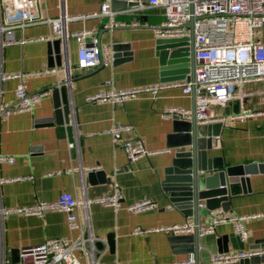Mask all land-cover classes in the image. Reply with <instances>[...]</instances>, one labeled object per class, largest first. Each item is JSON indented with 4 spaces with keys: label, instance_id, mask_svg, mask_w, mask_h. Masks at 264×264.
I'll list each match as a JSON object with an SVG mask.
<instances>
[{
    "label": "crops",
    "instance_id": "obj_1",
    "mask_svg": "<svg viewBox=\"0 0 264 264\" xmlns=\"http://www.w3.org/2000/svg\"><path fill=\"white\" fill-rule=\"evenodd\" d=\"M147 1L116 0L132 6L113 8L111 0H33L38 21L64 15L97 14L103 3H109L116 12L114 22L123 26L105 28L109 23L106 17L66 24L68 34L92 30L100 44L112 52L110 67L85 73L76 69L78 46L74 38L55 39L61 41L63 65L53 68L57 73H49L50 45L39 40L49 36V26L36 24L14 31L16 39L31 41L5 48L0 71L29 74L22 80L29 92L50 90V94L31 112L0 120V156L15 158L13 164H0V178H26L0 186L1 203L7 208L24 207L53 202L60 194L70 193L82 204L87 199L109 196L117 189L121 195L118 210L98 204L90 205L87 210L81 205L77 210L80 222L84 225L87 219L92 234L99 240L97 243L103 245L101 250L96 247L97 264H181L189 259L193 264H211L212 255L223 250L227 237L234 241L226 242L228 253L264 249V218H251L264 213V80L233 90L232 105L239 102V113H253V116L223 125L219 148L208 151V158H222L227 167L257 166L256 174L246 176L251 192L232 199L230 211L226 212L246 217L243 226L247 241L241 245L233 237L232 225L220 224L212 234H199L195 255L188 254V244L172 239L185 234L159 230L192 222L179 210H168L164 170L170 166L173 150L163 151L168 149L173 122L161 114L169 107L192 111L194 99L174 87L160 91L155 99L145 94L122 105L85 102L86 96L104 89L141 88L180 81L192 69L191 48L184 41L168 42L155 36L154 27L164 21V16L159 8H146ZM254 38L264 44V26L255 32ZM116 45H127L128 49L114 52L112 47ZM67 75L72 79L67 88L69 124L43 123L54 112L49 88ZM19 84L18 80H9L2 85V103L15 102L14 90ZM227 104L214 109L217 117L228 118L233 114L229 108L225 116ZM113 123L131 125L133 132L125 138L139 137L152 154L129 163L123 149L113 145L105 133ZM90 173L101 176L89 178ZM143 199L155 204L154 208L135 214L126 211L127 206ZM208 224L207 212L199 219L198 227ZM137 228L142 233L135 234ZM111 234L112 248L107 240ZM78 235V231L68 229L63 212L47 211L40 217L12 215L4 224L0 246L3 258L12 263L13 254L22 248L53 239L74 240ZM257 259L256 263L264 264V256ZM77 263L85 264L78 254Z\"/></svg>",
    "mask_w": 264,
    "mask_h": 264
},
{
    "label": "built area",
    "instance_id": "obj_2",
    "mask_svg": "<svg viewBox=\"0 0 264 264\" xmlns=\"http://www.w3.org/2000/svg\"><path fill=\"white\" fill-rule=\"evenodd\" d=\"M145 7L159 8L163 12L164 21L154 27V33L158 39L171 42L182 40L192 48L194 56L192 69L180 81L157 83L141 88L104 89L86 96L85 102L95 105L105 103L122 105L145 94L155 99L160 91L177 87L181 88L184 95L193 97L194 115L187 109L169 107L161 114L164 119L178 117L182 121L190 122L194 118L197 125L221 123L228 126L229 123L243 121L253 116V113L245 112L232 114L228 118H219L215 115L214 109L231 102L234 98L233 90L248 83L264 80V44L254 38L255 32L264 26V0H148ZM115 14L109 3H103L97 14L64 15L38 21L33 0H0V68L5 48L21 46L31 41L16 39L14 31H22L36 24H46L51 30L48 37L39 40L52 42L55 39L66 40L69 37L75 39L78 46L76 62L78 71L85 73L98 68H108L113 63L112 52L107 46L100 44L92 30L84 29L68 34L65 27L70 21L93 17L108 18L109 23L105 25L107 29L123 26L114 22ZM48 72L57 73V70L51 69ZM28 75L6 74L0 71V120H6L11 115L31 112L43 97L50 94V90L29 92L22 82ZM9 80L20 81L14 90L13 104L1 101L2 85ZM132 132L131 125L114 123L105 131L111 137L113 145L123 149L129 163L152 154L145 148L139 137L125 138ZM69 147L72 148V144H69ZM14 161V157L0 156V164H13ZM25 179L0 178V186L10 181ZM93 204L118 210L121 206V195L115 189L109 196L87 199L80 204L72 194L62 193L53 202H37L15 208L4 207L0 196V237L3 235L6 220L12 215L40 217L47 211L63 212L67 216L68 229L78 231V237L74 240L53 239L37 246L22 248L16 264H78L77 254L85 264H97L96 244L99 240L92 234L88 220L85 219L83 225L77 214L81 205L87 210ZM154 206L155 204L149 200L143 199L125 209L135 214L153 209ZM208 214L209 224L207 227L198 229L199 234H212L216 226L231 224L235 240L241 245L247 241V232L243 226L246 217L231 216L221 209L209 211ZM259 217L264 218V213L251 218ZM193 228V223L189 222L159 230L174 234H192ZM134 233L140 234L142 230L137 228ZM262 256H264V249L238 250L234 253L212 255L211 264H235L244 259ZM0 264H13L3 258L1 246ZM181 264H193V260L189 259Z\"/></svg>",
    "mask_w": 264,
    "mask_h": 264
},
{
    "label": "water",
    "instance_id": "obj_3",
    "mask_svg": "<svg viewBox=\"0 0 264 264\" xmlns=\"http://www.w3.org/2000/svg\"><path fill=\"white\" fill-rule=\"evenodd\" d=\"M113 8L131 7L132 4L122 5L111 0ZM166 41V40H165ZM171 42V41H168ZM50 45V58L48 67L53 69L61 67V41L54 40L48 42ZM128 46H113L114 52L127 50ZM190 61L194 65L193 50L191 48ZM68 70V68H67ZM72 79L69 75L60 82L52 85L53 117L46 118L43 123L59 126L69 124L67 88L71 85ZM193 98V97H192ZM239 102L232 105L229 102L226 106L225 116L229 114V108L233 114H239ZM194 115V108L192 109ZM173 131L169 135L168 149H171L172 158L170 166L164 170V184L169 192L168 210L177 209L186 218H190L194 225L192 234H185L173 237L175 242L188 244V254H196L198 249L197 240L199 237V219L207 212L221 209L229 212V203L241 193L251 192L249 178L246 176L257 173L256 165H246L238 167H227L222 158H208V151L219 148V134L222 128L221 123L208 125H197L193 118L190 122L182 121L178 117L172 118ZM89 178L101 176L100 173H90ZM108 244L113 247V235L107 237ZM233 238L224 239L222 253H228L227 241ZM96 247L101 250L103 245L97 243ZM13 264L19 261V252L13 254ZM257 258L244 259L235 264H258Z\"/></svg>",
    "mask_w": 264,
    "mask_h": 264
}]
</instances>
